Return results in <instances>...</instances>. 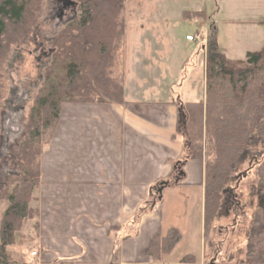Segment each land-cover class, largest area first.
<instances>
[{
  "label": "rangeland",
  "instance_id": "rangeland-1",
  "mask_svg": "<svg viewBox=\"0 0 264 264\" xmlns=\"http://www.w3.org/2000/svg\"><path fill=\"white\" fill-rule=\"evenodd\" d=\"M66 1L31 0L26 8L25 20L30 30L26 38L19 43L9 42L10 46L0 44V243L10 206L6 197L10 179L6 176L21 169L4 156L11 153V146L19 140L36 150L34 168L39 170L42 145L45 148L49 144L44 149L48 152L59 120L55 117L56 121L48 126L40 121L50 108L41 106L39 100L53 99L59 110L63 104L81 103L63 95L61 71L49 67L55 51L53 41L80 12L78 0ZM199 10L204 16L186 17ZM120 21L118 57L115 60L113 55L108 74L124 88L133 90L142 84L144 75H156L163 70L169 74L166 77L172 85L168 99L174 101L201 99L206 81L203 45L213 28L219 50L231 60L245 59L249 51L264 46V0H126ZM187 34L195 36L194 41L188 42ZM175 71L180 75L178 82L171 77ZM137 98L162 99L148 88ZM41 108L43 116L39 113ZM251 149L256 155L241 160L233 180L225 188L220 215L207 233L202 190L170 189L162 204L164 225L167 221L173 223L183 238L171 253L164 255L162 262L178 263L191 253L201 264H221L229 255L233 257L229 263L236 264L247 257L249 249L256 252L264 249V149L255 145ZM40 191L41 185L33 193L40 197ZM40 208V201H33L30 219L15 233L13 242L14 245L22 242L27 260L35 264L44 261L45 256L36 258L31 251L47 238L40 229ZM36 213L39 227L35 217L31 219ZM11 250L9 243L7 251ZM65 263L60 258L53 264Z\"/></svg>",
  "mask_w": 264,
  "mask_h": 264
},
{
  "label": "trees",
  "instance_id": "trees-1",
  "mask_svg": "<svg viewBox=\"0 0 264 264\" xmlns=\"http://www.w3.org/2000/svg\"><path fill=\"white\" fill-rule=\"evenodd\" d=\"M30 2L0 0L1 46H10L9 42L19 43L28 35L30 30L25 16ZM125 2L78 0V17L72 19L53 41L55 51L49 67L61 71L62 92L70 101L128 103L124 86L107 72L113 55L115 60L118 57L120 13L125 8ZM191 16H204V12L199 10L186 15ZM203 47L206 59L205 98L192 102L174 101L179 108V117L173 139L184 143L185 154L173 163L174 171L170 178L151 187L147 199L132 215L127 226L122 229L118 226L110 227L115 239L110 264H119L120 243L125 237L120 236V231L123 234L124 230L131 228V235L137 234L141 217L153 211L162 201L163 190L182 183L185 165L190 160L205 162L204 229L207 233L220 215L225 188L233 180V174L241 162L256 155L257 152L251 149L253 145L264 149V46L260 50L249 51L245 59L231 60L219 50L216 30L213 28ZM39 103L50 108L49 114L46 113L39 120L46 126L56 121L60 114L59 105L47 97L40 99ZM43 109H39V113ZM17 141V144L11 146V153L4 156L6 161L8 158L21 169L19 173L16 171L6 176L10 179L9 190L6 192L10 206L1 232L0 264H34L26 258L25 245L22 242L14 245L13 242L15 233L30 219L31 204L40 201L38 193L35 196L33 192L42 184V172L41 168H34L36 150ZM46 147L42 145L39 160ZM38 214L31 217H35L36 227H39ZM182 238L178 229L171 228L165 235L154 236L146 253L154 264H164V255L171 253ZM9 243L12 250L8 252ZM31 254L34 256L33 250ZM232 258L229 255L227 261L221 264H232L229 263ZM173 264L201 263L196 255L189 253L180 262ZM236 264H264V249L258 252L249 249L247 257Z\"/></svg>",
  "mask_w": 264,
  "mask_h": 264
},
{
  "label": "crops",
  "instance_id": "crops-1",
  "mask_svg": "<svg viewBox=\"0 0 264 264\" xmlns=\"http://www.w3.org/2000/svg\"><path fill=\"white\" fill-rule=\"evenodd\" d=\"M168 75L158 70L156 75H144L137 89L125 86L127 104L61 106L48 152L41 161L39 223L47 238L33 249L37 252L34 257L45 256L38 264H53L60 258L65 264H110L115 249L110 227H125L151 187L172 176L173 163L184 156L185 146L173 139L179 108L174 99H168L172 94ZM171 75L173 81H180L178 71ZM147 88L162 99L137 98ZM184 171L182 183L165 188L162 201L141 217L135 236L131 226L123 234L120 231L125 237L120 243L119 264H154L146 253L153 237L165 235L171 228L180 231L168 221L164 225L162 204L170 189L197 188L203 194L205 162L190 160Z\"/></svg>",
  "mask_w": 264,
  "mask_h": 264
},
{
  "label": "built area",
  "instance_id": "built-area-1",
  "mask_svg": "<svg viewBox=\"0 0 264 264\" xmlns=\"http://www.w3.org/2000/svg\"><path fill=\"white\" fill-rule=\"evenodd\" d=\"M188 39H193V37L191 36H187ZM34 255H36L37 253L36 252H33Z\"/></svg>",
  "mask_w": 264,
  "mask_h": 264
},
{
  "label": "water",
  "instance_id": "water-1",
  "mask_svg": "<svg viewBox=\"0 0 264 264\" xmlns=\"http://www.w3.org/2000/svg\"><path fill=\"white\" fill-rule=\"evenodd\" d=\"M64 1H66V0H64ZM67 2V1H66Z\"/></svg>",
  "mask_w": 264,
  "mask_h": 264
}]
</instances>
